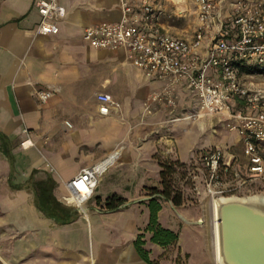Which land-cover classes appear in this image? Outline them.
I'll return each instance as SVG.
<instances>
[{
  "label": "crops",
  "instance_id": "0c3cea01",
  "mask_svg": "<svg viewBox=\"0 0 264 264\" xmlns=\"http://www.w3.org/2000/svg\"><path fill=\"white\" fill-rule=\"evenodd\" d=\"M58 3L66 10L59 32L38 35L35 0H0V264H149L136 250L139 236L148 260L174 264L178 252L167 253L145 231L153 197L146 190L159 188V161L188 164L218 147L231 171L249 175L243 142L238 135L216 137L214 126L222 123L228 129V117L169 122L171 116L198 108L184 84L175 87V115L154 104L143 117L148 95L162 91L169 80L146 77L130 64L123 48L95 49L83 40L85 28L120 20V1ZM163 26L174 35H193ZM207 44L205 39L201 52ZM38 89L53 95L42 103ZM99 93L118 104L107 116L98 112ZM240 108L237 101L233 110ZM26 140L34 146L21 148ZM117 149L120 153L99 177L92 197L79 206L81 212L60 202L67 194L64 182ZM257 181H264V174L252 183ZM39 183L46 184L49 194L44 204L37 197ZM112 196L121 202L114 201L110 209ZM159 202L161 227L180 235L192 232L189 209L178 211L162 198ZM181 220L185 225L180 228Z\"/></svg>",
  "mask_w": 264,
  "mask_h": 264
},
{
  "label": "built area",
  "instance_id": "2783aa9c",
  "mask_svg": "<svg viewBox=\"0 0 264 264\" xmlns=\"http://www.w3.org/2000/svg\"><path fill=\"white\" fill-rule=\"evenodd\" d=\"M122 16L118 22H102L83 31V40L95 49L126 51L127 60L150 79H168L162 91L148 95L144 111L161 104L175 113V87L184 84L198 100V108L185 117H172L169 122L213 116L228 117L227 128L236 131L248 156L247 173L230 170L224 153L218 147L204 151L197 161L189 163L186 178L196 195L210 198L240 197L256 178L264 174V98L244 88L236 63L264 70V0H193L196 27L190 39L167 31L162 22L163 0H119ZM40 20L38 35L59 32L58 23L66 10L58 0H35ZM208 39L206 51L200 49ZM38 100L46 102L52 90L38 89ZM98 112L103 116L117 109L118 104L107 93L96 95ZM239 101L241 108L233 110ZM34 144L26 140L21 148ZM118 153L82 169L64 187L67 194L60 202L75 207L92 197L99 177L114 163Z\"/></svg>",
  "mask_w": 264,
  "mask_h": 264
},
{
  "label": "rangeland",
  "instance_id": "374dc122",
  "mask_svg": "<svg viewBox=\"0 0 264 264\" xmlns=\"http://www.w3.org/2000/svg\"><path fill=\"white\" fill-rule=\"evenodd\" d=\"M162 4L163 23L174 31H181V34L191 36L196 25V12L193 0H185L183 10L178 8L174 0H163ZM239 77L244 88L251 92L257 91V95L264 98V70H260L258 67L257 70H244L239 73ZM151 113H146L144 111L143 117L144 115ZM193 113L194 111L174 117L181 118ZM188 120L197 121L200 119L192 117ZM220 124L222 125V123ZM220 124L214 126V132L219 140L224 138L226 135L231 139L237 137L238 134L236 131L230 132ZM217 146L223 147L220 143ZM227 146L229 147L231 145L227 144ZM236 148L237 147H232L231 151L239 154L240 152L236 151ZM186 174L187 172L184 174L182 171H177V173L172 176L173 191L180 193L182 197V205L180 207H174L178 211L189 209L192 212V222H194L192 232L180 235L179 231H177L178 235H180L177 244L168 246L165 248V251L167 253H171L173 251L176 253L178 252L174 264H216L213 257L212 242V209L210 205V200L212 198L203 194L196 195L192 191L191 183L187 180ZM258 193L264 194V181H257V183L248 185L247 189L242 191L239 196L244 197ZM173 214L180 221L176 212H173ZM181 217L184 219L183 215H181ZM180 224L181 225H179V227H183L185 225L182 220Z\"/></svg>",
  "mask_w": 264,
  "mask_h": 264
},
{
  "label": "water",
  "instance_id": "95a60500",
  "mask_svg": "<svg viewBox=\"0 0 264 264\" xmlns=\"http://www.w3.org/2000/svg\"><path fill=\"white\" fill-rule=\"evenodd\" d=\"M215 221L222 264H264V201L219 200Z\"/></svg>",
  "mask_w": 264,
  "mask_h": 264
},
{
  "label": "trees",
  "instance_id": "16d2710c",
  "mask_svg": "<svg viewBox=\"0 0 264 264\" xmlns=\"http://www.w3.org/2000/svg\"><path fill=\"white\" fill-rule=\"evenodd\" d=\"M235 65L238 69V73L244 70H255L254 66H248L242 61L237 62ZM159 166V188H150L146 190L148 195L153 197L148 201L147 205L149 210V222L145 231L151 234V241L153 243H156L163 248H167L168 246L177 244L179 235L178 233L161 227L158 223V212L161 209V204L159 201L162 198L163 200L170 201L175 207H180L182 205L181 194L173 191L172 176L177 173V171H182V173L185 174L190 166L189 163H182L177 160H160ZM36 188L37 197L39 199L38 201L41 202L39 204H44V202L47 201L49 197L46 184L39 183ZM107 201V207L113 209L115 207L113 202L117 201L119 204L121 199L116 198V196H112ZM39 207L43 210H46L44 205H39ZM141 237L142 236H139L135 242L137 252L147 263L156 264L155 262L148 260L147 251L142 248L144 242L140 240Z\"/></svg>",
  "mask_w": 264,
  "mask_h": 264
},
{
  "label": "bare ground",
  "instance_id": "6f19581e",
  "mask_svg": "<svg viewBox=\"0 0 264 264\" xmlns=\"http://www.w3.org/2000/svg\"><path fill=\"white\" fill-rule=\"evenodd\" d=\"M175 4L178 6L180 10H183V6L185 3V0H174ZM120 153V150H114L112 153ZM233 198V197H232ZM243 199H250V200H262L264 201V194H253L249 196L241 197ZM225 198H212L210 200V205L212 209V242H213V257L216 264H222L221 258L219 256V249H218V239H217V229H216V221H215V209L216 204L219 200H223ZM83 204L79 205L82 206Z\"/></svg>",
  "mask_w": 264,
  "mask_h": 264
}]
</instances>
